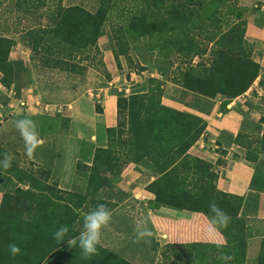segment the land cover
Wrapping results in <instances>:
<instances>
[{
	"label": "trees",
	"instance_id": "1",
	"mask_svg": "<svg viewBox=\"0 0 264 264\" xmlns=\"http://www.w3.org/2000/svg\"><path fill=\"white\" fill-rule=\"evenodd\" d=\"M100 1V10L95 13L79 6L63 7L60 3L55 5L54 10L41 13L38 9L45 5V0L15 1L17 16L27 12L36 14V20L44 18L46 21L44 25L38 22L27 32L30 36L29 42L34 46L32 50L39 49L37 45L41 44L44 52L51 57L41 58L42 67L59 71L71 69L77 72L98 68L94 66L93 61L100 56L97 40L106 26L114 32L138 30L140 37L148 36L147 30L159 32V35L163 30H228L224 34V42L222 35L214 34L209 38V43H213L209 50L206 46L200 48V43L195 42L193 38L194 34H186L182 40L178 37L171 39L172 45L175 46L173 52H182L183 64L186 65L180 85L190 92L207 97L220 94L230 100L244 93L257 77L259 67L246 50V24L236 15L238 7L233 3L234 0ZM113 16L117 22L112 20ZM205 21L209 23L206 24ZM200 35L202 34L196 36ZM0 42L7 44L4 52L7 61L13 41L0 38ZM156 53L158 63L162 64L163 50L160 46L157 47ZM79 54H83L80 65L71 64ZM89 57L93 60L87 64ZM82 62H86V65ZM99 64L101 67V59ZM160 85L158 83L156 86H149L145 93L117 98V125L106 130L108 148L96 150L89 176L93 178L96 175L99 155L101 157L109 153L116 133L124 126L128 135L124 161L142 164L156 177L149 184L155 190V204L200 212L209 219V201L215 199L219 206H223L222 202H218L216 196L212 195L213 188L208 186L209 180H216L218 174L211 172L206 175L209 163L193 158L188 153L202 135L205 122L192 114L164 106L161 103ZM95 110L100 112L96 107ZM262 124L264 138V123ZM240 136L241 133L237 138ZM193 167L195 168L191 170ZM97 186L101 188L103 185L100 183L95 187ZM49 189L51 193L55 192L52 186ZM57 192L79 200L72 206H58L63 208L61 211L57 209L46 212V209L51 207V201L47 198L35 203L32 199H25L23 193L14 196L3 193L0 203V264H64V258L59 254L66 255L73 247H70L67 241L57 242L52 233L60 225L67 224L68 237L79 235L74 233L73 226H76L78 221L82 223L79 212L85 196L62 190ZM216 194L230 201L236 209L234 214L226 212L231 220L226 229L220 230L226 240L222 251L233 257L228 264H245V241L239 232L246 226V222L237 218L243 199L219 190ZM38 212L42 215L39 216ZM68 237H65V240ZM12 242L21 248L20 254L15 257L8 251V245ZM177 247L187 254V264L196 262L200 257L206 264H222L216 259L221 249L214 244L191 243ZM100 251L112 256L105 250ZM76 252L80 251L74 250L73 254ZM258 264H264V255L258 257Z\"/></svg>",
	"mask_w": 264,
	"mask_h": 264
},
{
	"label": "rangeland",
	"instance_id": "2",
	"mask_svg": "<svg viewBox=\"0 0 264 264\" xmlns=\"http://www.w3.org/2000/svg\"><path fill=\"white\" fill-rule=\"evenodd\" d=\"M15 1L0 0V11L2 10V13L7 18L8 30H13L14 33L19 34V41L28 51L30 61L29 63L6 61L4 52L7 44L0 42V73L5 74L0 79L1 85L5 88L0 93V104L7 107L10 100L15 101L20 97L21 85H31L28 87L31 90L30 94L40 102L38 105L35 103L34 105L45 113H54L55 117L58 118L59 127L56 129L57 137H65V135L67 136L69 133H72L71 138H80L77 137L80 133L77 128V121L74 120L72 115V110L75 109L76 104L81 102V114L84 116V114L92 112V109L96 111L95 107L97 111L98 109L100 110L105 95H114L117 98L128 97L145 93L149 86H156L158 83L161 84L160 88L162 90L161 103L168 108L179 111L181 105L189 104L185 103V101L188 100L187 98L191 92L180 85V81L184 78L183 72L186 69V65L183 64L182 52H173L175 46L172 45L171 39L178 37L182 40L186 34L189 36L194 34L193 38L195 42L200 43V48L206 46L209 50L213 44L209 43V38L214 34L222 35V41L224 42V34L228 31L163 30L162 34L159 35V32L147 30L146 32L149 35L140 37L138 30H115L114 32V30H110L109 26H106L103 34L97 40L100 56L96 57V60L93 62L94 66L98 68H87L83 72H77V70L71 69L59 71L42 67L41 58L51 57L44 52V47L41 44L37 45L39 49L33 51L32 47L34 46L29 42L30 36L27 33L29 29L33 28L38 22L43 25L46 24L45 19L36 20V14H29L27 12H23L17 16ZM58 3L63 7L79 6L91 13L100 10L101 5L100 0H45V5L38 10L41 13L44 11H52ZM233 3L238 7L236 15L241 22L246 24L244 9L238 6L236 0ZM33 12L35 11L33 10ZM112 20L117 22L114 16ZM205 23L208 24L209 22L205 21ZM198 34L202 35L197 37L196 35ZM14 45L15 42L13 41L12 47ZM158 46L163 50L162 64L158 63V55L156 53ZM246 50L254 60V46L247 42ZM208 53L207 51L206 54ZM106 55L112 56L113 61H106ZM82 57L83 54H79L70 63L80 65V59ZM100 59L102 61L101 67L99 64ZM92 60L93 58L89 57L86 60L87 64ZM82 64L86 65V62H82ZM10 89H12L11 92H9ZM220 96L225 98L223 95ZM260 114V123L262 126H259L256 122L245 124L241 136L235 140L244 149L246 156L256 163V175L252 185L256 188L264 189V162L259 159L260 155L264 154V138L261 136V129H263L262 123H264V109ZM79 129L83 133L82 138H86L96 145L100 144V133L95 134L92 131L93 126L90 123L83 125ZM17 135L20 134L18 132H12V137L10 135L0 140V153L9 152L14 156L12 167L4 172L0 171L1 200L5 192L9 193L10 196L23 193L25 199H32L35 203H40L44 198H47L51 201V207L47 208L46 210L48 211L45 210L46 212L57 209L61 211L63 208H59L58 206L61 207L66 204L72 206L73 203L77 202L79 199L57 192V190H62L58 188L60 178L55 177L58 172L52 173L47 168L31 162L25 154L17 150L15 143ZM127 141V131L123 126L116 133L113 147L109 153L106 156L101 155L100 157L99 155L97 162L98 168L93 178L89 176L90 167L79 164L76 167L77 178L67 180L70 187H73L70 192L71 194L85 196L83 206L79 212L80 217H82L83 212L88 211L97 203L106 204L111 209L112 214L116 212V215H112L110 225L102 231V245L97 246V255L85 259L81 256V252L73 254L74 250L80 251L78 247L71 248L66 255L65 253L59 254L64 258V264H187L185 263L188 259L186 257L187 254L181 252L177 244L164 243L159 232H155L154 229L152 231L153 235L150 238L137 241L134 233V220L144 218L145 213L140 208H135L138 205H135L136 203L134 204L132 199H129V196L120 195L119 200H115L109 194V183L118 179L128 167H135L136 170L137 167H140L154 176L142 164L126 163L124 161L123 154H125L124 152L128 148ZM114 152H117V154ZM217 155L216 160L202 159L194 155L190 156L209 163V166H205L207 169L206 175L211 172H216L219 177L220 170L225 163L223 159L225 152L218 149ZM194 168H191V170ZM215 181L217 179L215 180L213 178L209 180L208 186L210 189L213 188L214 193L212 195L216 196L215 198L218 199V202H222L223 206L219 207L229 214L236 213V209L230 204V201L216 194L217 188ZM100 183L103 185L101 188L100 186L95 187L96 184ZM51 186L55 190L54 193H51L49 189ZM146 188L153 193L155 192L153 187L149 185ZM62 191L69 192L66 190ZM124 200H127L122 206V209L124 208L125 210L121 211V208L118 211L114 210L118 204L117 201ZM35 203L32 202V204ZM150 206L157 207L158 204H151ZM43 207L44 205L41 209ZM38 214L39 216L42 215L41 212H38ZM75 224L76 226H73V231L74 233H79L82 228V223L78 221ZM148 228L151 229V227ZM247 228L245 237L255 238V240L252 239L253 241L252 243L250 241L249 245L246 244L247 240H244L245 264H258V257L261 254L264 255V222H248ZM187 244L191 243L180 245ZM223 245H226V242ZM100 249L109 252L112 256H108L107 253L100 251ZM192 264L206 263L200 257Z\"/></svg>",
	"mask_w": 264,
	"mask_h": 264
},
{
	"label": "crops",
	"instance_id": "3",
	"mask_svg": "<svg viewBox=\"0 0 264 264\" xmlns=\"http://www.w3.org/2000/svg\"><path fill=\"white\" fill-rule=\"evenodd\" d=\"M236 1L238 6L244 9L246 19L244 39L254 46V61L259 65L256 81L244 93L230 100H226L220 95L207 97L191 92L188 100L185 101L189 104L181 105L179 111L197 116L205 122V129L201 137L188 151L190 155L216 160L218 149L225 152L223 158L225 163L217 178L216 188L222 193L242 197L243 201L237 218L244 220L246 226L239 233L240 237L247 240L246 244L249 245L250 241L252 243V239L255 240V238L245 237L248 222H264V189L252 186L256 175V163L248 159L244 149L238 145L235 139L239 133H242L244 125L247 123L256 122L262 126L260 112L264 109V0ZM2 12L1 10L0 38L15 42L14 47L8 53V60L29 63L30 56L19 41V34L8 30L7 18ZM108 56L106 55L105 60L110 62L112 56ZM2 76L3 74L0 73V79ZM30 86L28 84L21 85L20 97L15 101L10 100L7 107L0 104V140L10 135L12 137V132H18L15 128L17 119L27 116L35 120L43 139V145L29 158L25 154L21 136L17 135L16 148L20 153L25 154L31 162L47 168L52 173L58 172V176L55 175L56 178H60L58 188L71 192L73 187H70L67 180L77 178L76 167L79 164L91 167L96 148H107L106 130L116 127L117 124V97L105 95L100 112L91 108L92 112L84 114V116L81 114V102L76 104L72 115L77 121V128L80 131L77 137L80 138H71L72 133L65 137H57L58 118L54 113H45L34 105V103L38 105L40 102L30 94L31 90L28 89ZM3 90L5 88L0 83V93ZM11 91L12 89L9 92ZM88 123L93 126L92 131L95 134L100 133L99 145L82 138L83 133L79 128ZM259 159L264 162V154L260 155ZM155 179L140 167H137V170L135 167H128L118 179L109 183V194L115 200H119L120 195L129 196V199H132L134 204L136 203L135 205L140 206L135 208H140L145 213L142 219L148 222V227H151L152 231L154 229L155 232H159L162 241L166 244L180 245L200 242L215 244L207 238L206 229L209 226V219L203 213L177 210L161 205L150 206L156 203V195L146 187ZM117 202L114 210L118 211L119 208L122 209L127 200ZM129 207L131 208V206ZM123 210L125 209L123 208L121 211ZM113 214L116 215V212ZM216 240L222 245L226 242L221 233Z\"/></svg>",
	"mask_w": 264,
	"mask_h": 264
},
{
	"label": "clouds",
	"instance_id": "4",
	"mask_svg": "<svg viewBox=\"0 0 264 264\" xmlns=\"http://www.w3.org/2000/svg\"><path fill=\"white\" fill-rule=\"evenodd\" d=\"M15 128L19 132L23 142L25 154L30 158L34 152L43 145L38 124L35 120L25 116L15 121ZM14 156L9 152L0 153V171L4 172L13 165ZM209 226L206 229L207 238L216 244L218 254L216 259L222 264H228L233 257L227 252L222 251L224 245L217 242L216 238L221 229H226L230 223L231 217L219 207L215 199L208 203ZM112 211L104 203H97L88 211L82 213V228L78 236L68 237L69 226L67 224L60 225L52 236L57 242H65L70 247H78L81 256L88 259L98 254V245H102V231L107 228L112 220ZM134 233L137 241L150 238L153 235L151 229L148 228L147 222L142 219L134 220ZM65 237H68L65 240ZM9 253L15 257L20 254L21 248L17 243H9Z\"/></svg>",
	"mask_w": 264,
	"mask_h": 264
},
{
	"label": "built area",
	"instance_id": "5",
	"mask_svg": "<svg viewBox=\"0 0 264 264\" xmlns=\"http://www.w3.org/2000/svg\"><path fill=\"white\" fill-rule=\"evenodd\" d=\"M257 78V77H256ZM256 80H254V82H255Z\"/></svg>",
	"mask_w": 264,
	"mask_h": 264
}]
</instances>
